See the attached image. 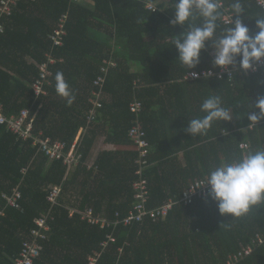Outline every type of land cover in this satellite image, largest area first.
Here are the masks:
<instances>
[{"label": "trees", "instance_id": "1", "mask_svg": "<svg viewBox=\"0 0 264 264\" xmlns=\"http://www.w3.org/2000/svg\"><path fill=\"white\" fill-rule=\"evenodd\" d=\"M222 2L230 7L235 0ZM240 2L241 19L255 36L256 19L264 17V11L255 0ZM147 3L154 4L156 11L146 9ZM177 3L20 0L10 16L1 18V112L10 116L30 109L33 126L32 138L23 140L0 124V264H13L22 241L35 227V218L49 210V236L33 264H87L88 257L96 254L95 264H225L229 256L248 246L251 253L238 264H264V206L233 219L219 214L209 194L182 200L190 182L205 178L226 161L264 149V120L249 127L247 116L259 112L255 104L264 97V67L249 75L237 73L232 82L185 80L191 70L213 67L215 49L206 42L196 68L180 65L172 39L187 24H171L172 5ZM64 14L62 44L52 45L51 35ZM228 26L220 21L217 36ZM48 54L54 59L49 65L50 84L47 94L35 99L30 84ZM104 60L115 62L105 75L101 73ZM57 72H63L76 95L70 107L56 94ZM98 76H105L101 106L88 122L91 92L100 90L94 84ZM214 95L232 110L233 120L215 122L206 136H191L184 129L191 119L206 116L202 104ZM133 101L141 102L139 116L130 111ZM137 116L152 147L142 174L147 183L146 205L157 207L169 200L173 205L165 217L131 227L90 224L67 207L92 208L95 215L113 222L126 217L134 206L138 149L128 131ZM76 136L82 157L73 171L67 172L62 161L49 160L33 145V137H48L66 142L69 148ZM242 143L247 149L240 148ZM16 186L21 193L19 208L6 206L1 194ZM53 186H60L61 193L58 203L51 205L47 196Z\"/></svg>", "mask_w": 264, "mask_h": 264}, {"label": "clouds", "instance_id": "2", "mask_svg": "<svg viewBox=\"0 0 264 264\" xmlns=\"http://www.w3.org/2000/svg\"><path fill=\"white\" fill-rule=\"evenodd\" d=\"M172 6L175 11L172 26L187 24V29L172 39L182 67L190 70L199 65L206 42H211L215 49L212 61L214 68L228 69L231 66L247 73L264 60V17L256 19L258 33L255 36L249 35V28L241 19L244 17V6L240 0L231 4L233 16L230 26L219 36L217 28L223 18L222 0H179V3ZM206 74L209 77L212 75ZM192 75L198 76L197 73ZM55 82L56 94L70 107L76 95L63 72L56 73ZM255 107L259 109L258 113L247 114L249 127L264 120V97L258 99ZM201 111L206 116L191 119L184 129L193 137L206 136L215 122H230L234 118L232 110L223 106V100L218 95L206 99ZM205 186H210L209 196L217 203L221 216L231 215L233 219H240L249 215L254 208L259 210L264 206V149L249 152L232 162L226 161L212 170L198 186L189 190L194 194L197 188Z\"/></svg>", "mask_w": 264, "mask_h": 264}, {"label": "built area", "instance_id": "3", "mask_svg": "<svg viewBox=\"0 0 264 264\" xmlns=\"http://www.w3.org/2000/svg\"><path fill=\"white\" fill-rule=\"evenodd\" d=\"M20 0H0V32L4 31V25L1 22V18H6L10 16L17 6ZM222 7V23L224 25H230L233 12L229 6L225 5L224 2ZM256 5L264 11V0H255ZM146 9L154 12L157 7L154 4L147 3ZM67 19V14H64L58 20V27L55 29L54 33L51 35L52 45H61L62 39L65 35L64 24ZM235 20V18H233ZM250 35V32H249ZM104 66L101 67V73L105 75L109 67L115 66V62L112 60H104ZM54 63L53 57L50 54L47 55V61L45 63L39 64V75L38 77L30 84V87L33 89L35 99L40 96H45L47 94L46 87L50 84V69L49 65ZM260 67H264V60L259 64L254 65L252 70H249L247 73L231 66L228 69L222 68H203L200 70H191L185 76V80H194V79H204V78H217V79H227L232 82L237 73H244L246 75L255 73ZM192 73H197L198 76L194 77ZM205 73H211L209 77ZM231 76V77H230ZM105 76H98L94 81V84L100 86L99 91H92L91 94L94 97H90L89 101L91 103V108L87 116V121L90 122L93 120V117L96 115V109L101 106L99 98L101 97V88L104 83ZM130 111L135 115L139 116L142 105L139 101H133L130 104ZM30 109H23L17 115L6 116L1 112L0 106V124H5L7 129L13 134L22 138L23 140L32 138V126H33V117L30 116ZM135 119L134 124L129 128L128 136L132 143L138 149V156L135 159V162L138 164L139 168L136 170L135 174L138 175L137 180L132 184L134 191V206L129 210L126 217L121 220H107L99 215L93 213L92 208H87L84 211H78L72 207H67L70 212H78L82 220H87L90 224L98 225L99 227H104L113 223L114 225L123 224L124 226H133L137 223H142L145 219H150L152 221H157L160 218L166 216L168 211L173 205V201L169 200L161 206L157 207H147V183L146 180L142 177L144 167L147 164V157L151 154L152 147L146 139L145 131L142 129L140 122ZM79 136H76L73 143L68 148L66 142L61 140H51L47 138L33 137V145L37 146L38 151L44 153L49 160H60L64 165H66L67 172L73 171L81 161L82 155L78 152ZM241 149H247V144L242 143L240 145ZM90 167V164H87ZM203 179H197L189 183L188 187L183 192L184 201H189V199L196 196H206L209 194L210 186H205L203 188H197L193 194L189 189L195 188L200 184ZM61 193L60 186H53L50 190V193L47 196V201L53 204L58 203V198ZM1 197L5 200V205L9 207L19 208V199L21 198L20 190L18 186L12 189L10 193H2ZM3 211L0 209V215ZM117 217V214L115 215ZM50 217V210L47 213L40 215L35 218L34 224L35 227L30 229L27 237L22 241L21 249L17 257L13 259V264H33L34 260L39 256L41 250L43 249V241L48 239L50 226L48 223ZM108 240L114 241L111 235H107ZM255 242V241H253ZM257 242L261 243V236H257ZM104 246L107 244V241L102 243ZM251 253V247L242 248L236 254H233L228 257L225 264H238L239 261L244 259ZM98 255L88 257L87 264H95L97 261Z\"/></svg>", "mask_w": 264, "mask_h": 264}, {"label": "crops", "instance_id": "4", "mask_svg": "<svg viewBox=\"0 0 264 264\" xmlns=\"http://www.w3.org/2000/svg\"><path fill=\"white\" fill-rule=\"evenodd\" d=\"M134 69H135V67H134ZM100 138L98 139V141H97V143H96V146H94V149L92 150V155L91 156H95V154L97 153V150H98V148H99V145H100Z\"/></svg>", "mask_w": 264, "mask_h": 264}, {"label": "rangeland", "instance_id": "5", "mask_svg": "<svg viewBox=\"0 0 264 264\" xmlns=\"http://www.w3.org/2000/svg\"><path fill=\"white\" fill-rule=\"evenodd\" d=\"M65 198L67 199V201H69V199H70V196H68V195H67V197H65ZM70 200H71V199H70Z\"/></svg>", "mask_w": 264, "mask_h": 264}]
</instances>
